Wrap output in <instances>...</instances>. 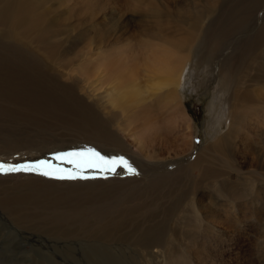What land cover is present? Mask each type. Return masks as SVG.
<instances>
[{"label":"bare ground","instance_id":"6f19581e","mask_svg":"<svg viewBox=\"0 0 264 264\" xmlns=\"http://www.w3.org/2000/svg\"><path fill=\"white\" fill-rule=\"evenodd\" d=\"M223 1L221 8L232 4V9L239 12L227 14L224 20L219 14L201 18L195 12L186 26L188 30L177 29L181 37L176 40L147 37L135 48L128 45L132 42L129 38L119 36L123 25L118 28H122L120 33L117 29V38L115 27V32L103 29L108 32V40L109 34L114 36L111 47L108 43L107 50L98 47L91 55L94 45L88 43L87 54L91 56L83 59L84 67L78 64L75 75L65 74V80L59 73H50L44 61L0 36V156L16 150H48L55 147L53 142L72 141L78 149L94 148L107 157L123 156L139 173L130 176L117 169V175L106 174L105 178L89 170L85 175H94V179L76 180L35 173L19 180L13 179L19 175L8 179L0 176V216L33 237L107 241L116 249L148 257L147 264H184L181 256L187 251L201 255L230 250V246L225 248V231L214 224L219 207L239 208L242 203L241 211L249 208L254 217L261 214L264 122L261 127L245 124L240 114H233L221 103L218 120L223 119L225 132L186 157L195 150L194 124L181 93L188 83L184 79L187 63L206 68L209 82L217 77L215 85L219 87L214 85V89L217 94L227 92V97L238 81L260 76L264 61L257 52L264 47V24L251 35L239 36L227 57L213 66L233 37L251 26L263 0ZM32 3L0 0V21L39 28V16L31 18L29 14ZM101 39L98 37L100 43L107 40L104 36ZM246 166L254 171L252 177L244 178L249 188L245 180L240 181V172ZM198 207L203 216L198 215ZM188 210L192 219L189 224L185 222ZM231 214L219 226L235 223L242 236L247 235L249 226ZM260 220L255 217L252 225ZM185 227L195 231L196 237ZM169 231L179 236L173 242H169ZM236 240L242 253L244 239ZM214 259L210 257V264H218Z\"/></svg>","mask_w":264,"mask_h":264},{"label":"rangeland","instance_id":"374dc122","mask_svg":"<svg viewBox=\"0 0 264 264\" xmlns=\"http://www.w3.org/2000/svg\"><path fill=\"white\" fill-rule=\"evenodd\" d=\"M223 2V0H33L29 14L31 18H34L36 15L39 16L41 23L40 27L28 29L21 24L0 21V36L4 42H10L44 61L50 73H59L58 75L63 76L61 79L65 80V74L75 75L78 71V64H81H79V67H84L85 63H83L84 65L82 64V61H84L83 59L86 61V57H89L90 54L92 55V52L97 51L99 49L98 47L103 48L104 46L103 50H107V45L109 46L108 43H110L108 48L111 47V43L114 42V36L112 35V37L109 34L108 40V38H106L108 37V32L105 30L115 32L113 29L115 27L117 34L115 38H117L120 33L119 31L122 30V28H118L120 25L121 27L123 25L125 31L122 30L123 34L119 36H122V39H124V37L129 38L130 42H132L128 45L132 44L131 46L134 45L135 48L138 47V45L144 44L145 41H147V37L151 40H159L163 37V39L169 37L171 40H176L181 37L177 29L188 30L189 28H186V26L193 20L195 12H199L201 18H204V14L211 15V17L219 14L222 20H224L225 16L229 13L235 15L239 12V10L232 9V4L221 8L220 5ZM263 6L264 0L257 7L253 15L252 23H250L251 26L249 25L241 30V33L239 32L233 37L230 46H227L221 51L216 58L217 61L215 60V63H213L214 68L216 65L219 66L220 61L227 57L230 52V47L235 44L239 36L245 37L251 35L264 24ZM185 19H189L186 24L182 22ZM117 29L119 33H117ZM96 31H98V33ZM103 36L104 40H107L100 43L98 37L101 39ZM88 39H90V41H87ZM88 43L94 45V50L92 49L93 47H91V52L87 50L90 47ZM97 43L99 45H97ZM87 52L90 54H87ZM119 53L123 52L120 51ZM83 54L88 56H84ZM257 56L264 61V47L258 50ZM204 69L206 70V68H196V64L188 65V63L184 67V79H186L188 83L185 84L184 89L181 91L183 97L182 102L187 108L186 113L193 120L195 146V150L189 152L186 157L193 156L196 149L198 150L201 148L202 150L216 137L221 135V133L225 132L223 119L218 120L221 113L220 107L223 103L230 107L233 114H240L239 116L243 118L245 124L257 123L261 127L264 122V65L259 77H254L250 80L246 78L247 80L242 79L238 81V84L234 86L233 92L229 97L225 94L227 92L216 93V89L219 87V84L215 85L217 83V77L212 82H209ZM214 85L217 88L214 89ZM248 94L250 97H248ZM256 108H259L260 111H255ZM260 120L261 122H259ZM218 126H220L221 129L216 130ZM127 140L130 141L129 139ZM53 143L55 147L48 149L49 152L44 149L41 151L16 150L11 152L10 155H5L4 157L0 156V163L3 161V164L16 165L39 160H49L54 164L58 163L64 168L73 167L66 162L64 164L67 166H64L60 161L55 160V163L54 159H52L57 150L67 148L74 149L75 147L72 146V141ZM130 147L133 151L136 150L133 144H131ZM76 149L78 151L85 148H75L74 151H76ZM244 169L240 172L242 176H240L241 174L238 172L239 176L243 177H239L241 179L240 181L245 180L244 178H246L247 175L250 177L254 175V171L251 170L249 166H246ZM21 173L23 174L21 175ZM7 174H0V176H5L4 178H13L15 175H19V178L17 177L18 179L13 178L19 180L20 178H24L25 174L28 173L19 172ZM29 174L32 175V173ZM232 174L235 175L234 172H232ZM235 181L236 183L240 182L239 180ZM244 184L246 188L250 187L246 180ZM261 196H263L262 202L259 204L260 206L262 205L261 214L255 216L261 219V222H259L260 224L256 223L255 226L252 225L254 224L255 217L251 215L249 208L248 210L242 208V211L245 212L243 215L240 209L242 203L238 204V206H240L239 208H232L231 205L228 207L230 209L219 207L220 213L214 225L219 227L221 231H225V237H223L225 239L224 244H226L225 248L227 250L228 246H230V250L226 251L225 254H212L211 252L209 254H204V252H202L201 255L187 251L184 253L185 255L181 256V258L184 257L186 260L184 264H201L202 262L210 264V257L215 258L213 262L217 261L218 264H223L224 259V264H236V262L239 264H264V191L260 197ZM219 199L222 200L223 198ZM225 210L230 211L232 213L231 216L235 215V219H238L237 221L242 220L243 223H241L245 225V227L249 226L250 230L247 235L242 236L241 229L237 227L235 223H224L221 227L219 226L221 220L230 218L228 216L230 212L227 213ZM197 212L198 215L203 216L199 207ZM226 213L228 215H225ZM185 214L184 212L181 217ZM190 214L191 212L189 211V214L186 216L188 218L185 219V222L188 224L192 221ZM12 224L13 223L10 224L8 220L0 216V264L148 263V257L145 258L139 255L138 252H125V250L122 251L121 248L116 249L113 245H109L110 243H107V241L101 243V241L98 242V240L77 237L62 241L57 238L51 239V237H47L46 239L45 237H41V235L39 237H33V234L29 235L27 232H23L17 225L13 224L15 226H12ZM237 224L242 226L240 223ZM257 226H260V228ZM185 230L188 231L192 237H196L195 231L189 230L187 227H185ZM170 232L171 231L167 233L171 240L169 242H173L175 241L174 238H178L179 236L176 237ZM237 237L244 239L241 249L242 253H240V250L236 247ZM176 241L177 244H179V241ZM118 243L120 244V242ZM91 245H93V247ZM121 245L123 244L121 243ZM107 246L110 247L108 248Z\"/></svg>","mask_w":264,"mask_h":264},{"label":"snow or ice","instance_id":"6c2138e0","mask_svg":"<svg viewBox=\"0 0 264 264\" xmlns=\"http://www.w3.org/2000/svg\"><path fill=\"white\" fill-rule=\"evenodd\" d=\"M53 159L61 163H69L73 167L64 168L49 160H39L16 165L0 163V174L35 173L59 180L94 179V175H85V172L88 170H95L101 175H105V178L106 174L117 175V169H123L130 176L139 174L137 169L123 156L107 157L101 155L94 148L56 153Z\"/></svg>","mask_w":264,"mask_h":264}]
</instances>
